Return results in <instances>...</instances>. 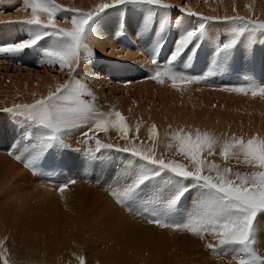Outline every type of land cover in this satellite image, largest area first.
Instances as JSON below:
<instances>
[{
  "label": "bare ground",
  "instance_id": "6f19581e",
  "mask_svg": "<svg viewBox=\"0 0 264 264\" xmlns=\"http://www.w3.org/2000/svg\"><path fill=\"white\" fill-rule=\"evenodd\" d=\"M185 1L186 3L192 1L195 3L202 2L205 6L209 8L208 10H212L215 12V18H213L215 21H212L207 25V37L200 44L196 52L193 54L191 53V49L186 50L185 54H183L174 64V71L189 76L190 74L186 71V67L189 66L192 67L195 71H197L198 75L196 77H192V83L182 84L179 88H173L171 86V81L168 80L166 77L163 78L164 82L162 83V87L165 88L156 87L157 84L155 82L153 83L146 81L145 83H142V86L138 89L139 93H148L147 95H149V93L152 92L153 88H157L158 91L162 92V94L163 92H165L162 98L163 103H161L159 108H151L152 110H149V112L136 110L134 112H129V115L127 117H124V113L120 111L119 105L112 104V107L107 106L105 109L102 107V110L94 106L96 110L105 114L109 112H120L125 118L126 127L129 129L128 136L127 138H122V135L111 127L107 132H97L94 130H90V125L92 124L91 120L87 122L78 121L77 127L65 130V132L62 134V140L63 144L66 145L67 148L65 149L63 146L60 147V145L58 144L57 149L59 148L62 151L60 150V152L58 149L56 150V152L60 153L58 155H61L60 157H62V159L72 160V163L68 162V166L73 167L72 173L70 175L71 179H69L68 176L60 177L59 175L58 177H56L47 174L48 171L52 169L54 165V163H49L48 160H46L48 162V164H46L47 162L45 161V159H50V156H47L48 153H44L45 157L47 156L45 159L44 157L43 160L39 159L40 165L41 160L43 161L41 165L42 167L48 165V167L45 166L47 169L43 167V169H46L43 170L45 173L41 171L42 168H40L39 165L38 166L40 170L37 171H41L43 174L40 173L41 175H39L38 177H35V175L31 176L30 173L19 170L17 168L18 165L14 163V161L16 160L15 157L21 156V158H26L25 160H27L29 156V151L31 150L28 144L27 147L23 145V134L26 128L19 127L17 129V127H14L13 129H10L5 126L6 124H4V122L3 124L0 123V152L7 147L8 148L5 150L8 151L14 145L11 150L12 153L9 156L0 155V176H3L4 174L8 173L6 178L8 180H11L16 176H19L15 173H12V170L15 169L19 171L22 175L18 177L17 182L21 184L23 182L24 184H26V186L23 185L25 188L32 189V191L36 189L42 194L45 193L44 195H52L56 196V198L58 197L55 193L59 194V192H61L59 190L61 186L66 185L64 191H68L67 184H69L72 180L75 181V183H73L75 187L72 189L74 193L70 195V198L73 199L72 206L74 207L75 214H72L71 216L66 215V210L57 207V205L51 206L50 204L54 199L48 201L42 206H38V208L34 207L35 209H37V212L31 211V209H29L28 211L25 210L23 213L18 215V219H13L11 217L3 218L2 213H0V264H81V257H83V260L86 264H168L161 256L157 255L151 257L149 262L148 260L141 258L138 253L142 247L141 240L144 238L146 240H148L149 238L152 239V247L155 245L154 238L156 237V235L155 230L153 229V227H151V225H149L147 222H139L138 218H133V215H135V213H132L131 210L127 213L121 214L120 216H118V218H115L114 216L118 215L117 212L119 213L122 210L115 208L114 204H111L108 197L104 198L103 200L105 201L102 202L99 200V196L95 194V190H87L88 188L92 187L96 188L97 184L98 187L105 186V182H107L108 179L105 180V177L103 178L104 172L102 171H104V168H107L108 172L110 171L112 175H114V177L109 180L116 184L115 189L120 188V186L123 184L122 181L125 180L126 169L132 167L130 166L131 164H128V160H126V157H128V155L132 156L131 152H123L120 150L122 148L135 147L140 151L150 150L155 154V156L162 157L166 161L174 160L178 163L185 162V164H187L188 161L183 156L179 155L176 151L177 142L175 141L174 137L176 135L187 134L191 135L194 139L197 134L203 135L205 133H208L212 137H214L218 141V143L215 146L214 154L205 155V153H202V159L219 160L221 162L219 168L221 170L224 168H229L231 170L233 179H235L237 173L244 175L253 171V168L250 165H244L245 162L243 161L242 157L240 160H237L235 158H229L225 160L223 157L220 156L219 153L223 141L231 139L232 137H242L245 140L251 138L252 136L264 138V96L252 95L246 97L248 94H251L250 92L246 95H239V97L237 98L229 96L228 98L224 97L223 99H221L229 102V104L231 105V107L228 106L229 108H232L234 106V108L236 109L239 108L238 112L236 110L226 111V109H211L209 108L211 102L209 104V102H206L205 100L195 101L192 100V98H195L197 95H199L197 92L200 85L207 87H218V84L223 83V79L224 81L228 79V83H230V79L232 80V83H238L243 79L247 80L249 82V85L255 84L264 87V37H262L260 33L256 34L255 43L249 46L245 39L248 36V33L245 32L240 37V42H238L237 48L233 51L230 59L227 61V65L216 70V75H209V72L212 68V59L216 43L226 41L232 34L231 30H227V26L222 27V25H224V23L222 22L224 21L221 20V18L224 19L239 16L244 18L245 20L251 19L254 21H264V2H262L261 0ZM55 2H58L61 6H66L65 9L69 7L71 8V10L73 9L74 11H77L79 13H89L94 12L95 8L97 7L95 3H111L112 0H55ZM90 5H92V8L90 7L91 10L87 9L90 11H86L85 8L89 7ZM162 11H157L158 15H156L151 22H147V9H144V7L142 8L140 5H118L115 8L107 9L104 13H102L93 21L95 33H86L83 43L87 46V48H89V51L90 49L95 51L97 50L98 54L104 55L105 52L109 50V53L107 54L108 57H119L122 60L128 58L127 53L129 56V54L134 51V49H132L131 51V44H133L134 42L141 43L146 48H148V54L144 53V59L149 60V63L143 62V66L145 67H142V69H145V77L152 76L157 71V67H155L152 63V52L156 43L158 41L163 42V47L160 49L159 56L157 57V59L160 63L159 68L161 70H164L167 66V59L171 55L172 50L175 46V42L179 38L181 31L188 30L197 23L192 22L189 19L178 18V21L181 22L179 25L178 21H176L173 25L170 23L171 27H169L166 32L158 36L157 28L159 26V21L161 19V16L167 13H164V11L162 13ZM170 12L171 11H169V13ZM169 13L167 14V17L168 20L171 22V13ZM16 14L20 16V18H18V21H24L30 18L31 8L24 5L16 12ZM68 19L69 23L66 24V21H63L61 23L64 27H66V29L70 30L72 24L69 15ZM219 20H221L222 25L219 23ZM10 25V27H3L1 25L0 34L16 30L15 26L17 28V24H14L15 26L13 25V23ZM231 26L234 27V25ZM231 26L229 25L230 29L232 28ZM16 33L17 35L20 34V32ZM29 35L30 30L29 28H27L23 32V37L29 38ZM17 37L19 36H15V39H17ZM13 38L11 37V35L9 39L4 36L3 38L0 37V45L6 44L8 41H13ZM49 43L50 41H43L42 45L44 46V48H46ZM38 45H41V43ZM40 49L41 48H39L38 50L40 51V53H42ZM81 53H83V51H81ZM81 53L80 56L82 58L83 55ZM190 55L191 59H189ZM85 56L86 57L82 58L83 60L80 59L81 62L80 65H78L79 72L77 73V70L76 73L72 75L71 82H79V84L83 86V90H88L89 85H87V81L90 79H93L95 81V79L91 76V72L95 70L98 65L102 64L103 61L97 60L100 57L97 58L95 56L97 59L95 58L96 60H94L92 55H90L91 58L88 54H86ZM254 66L256 67V70H254ZM221 73L223 77H220ZM206 74H208L209 78L211 77V81L207 80V82L203 80ZM20 75L18 76L21 77ZM31 77L32 76H29L26 79H29L31 81L35 80L39 82L38 88L41 89L42 93L39 91L41 94H43L46 89L53 88L55 86L53 85L54 81L49 80L47 75L40 76L39 74H36L34 75V77H32L33 79ZM18 83H13L12 88L18 89V87L21 86H19ZM234 88H238V86ZM234 88L232 87V89ZM18 91L20 92V90ZM18 91L15 92V94H17ZM172 91H176V94ZM19 97L14 98V100H9L8 98V100H6V103L4 102L7 105H4V107L0 110L5 111V109L13 107L12 102L14 101L20 102L16 103V105H29L34 103L36 99H40L37 97H31L32 100L29 98L28 101L27 99L26 101H23L24 99L22 100ZM180 98L181 102H179ZM89 102L92 105L91 102H93V100L90 99ZM8 113L9 112H7V115H9ZM138 114H140L141 117ZM0 116H2V114ZM153 126H155L157 130L155 138L151 136V129ZM16 129L17 136L20 138V135H22L21 137L23 138H21L20 140L19 138H17L14 139V141H11V136L15 135ZM85 132L88 133L87 136L83 135V133ZM76 135H78L80 138ZM8 140H10V143H6ZM96 140H99L101 144L114 145L113 148L101 147L99 149L102 155L100 158V162L96 161L97 156H94L92 152V147H97ZM32 143H35V141L31 140L29 144ZM78 144L84 148H89L90 153L88 152L86 153L87 156H84V152L76 148L77 146L80 147ZM26 148L28 150H26ZM94 150L96 152L97 148H94ZM103 152H107V154H104ZM231 161H238L239 164L237 165V163H235V165L233 166L231 165ZM38 163H36V165ZM44 163L45 165H43ZM86 163H88L89 165L91 164V166L92 163L93 165L96 164V167L93 168L87 166ZM240 164L241 166H239ZM97 165L103 167V169H96L98 167ZM117 165L118 169H121L120 172H118L117 168H115V166ZM85 167H87V169H85ZM63 170L62 173L64 172ZM121 173L124 175L123 179H120L118 177V175ZM128 173L126 172V174ZM212 174L215 175L214 170ZM66 175L69 174L66 173ZM108 175L110 176L111 174L108 173ZM48 177L51 180L50 183L53 185H49L46 183V179ZM78 181L81 183L80 185L77 184ZM56 184L58 185L54 186ZM108 184L109 183H107V185ZM112 184L111 186L113 187ZM91 192L93 194H91ZM101 197L102 195L100 196V198ZM84 200H86L85 203ZM77 202H80V204H78ZM58 206L63 207L62 205ZM66 207L67 204L65 208ZM123 208H125V206ZM1 210L2 209L0 204V211ZM108 215L112 217L111 220H109V217H107ZM141 217L142 216L140 215V218ZM68 218L72 220L69 221ZM88 218H100L101 221L104 222V224H99L90 228L91 234L87 235L88 239L86 240L83 237L82 222L84 223ZM9 219H11L13 222H10ZM106 222H110L111 225H107ZM110 226H113V229H109L110 232H106L105 230L108 229V227L110 228ZM28 227H30V229ZM105 232L107 233V235L105 234ZM261 232H264V227H257L255 231V242L253 243L254 247L261 238L264 241L263 237L260 236ZM93 237H97V240L103 239L104 244L101 246L96 241L91 240V238ZM198 238L201 239L202 237L196 236V238L193 237V240L195 241H187L190 242L189 248L195 249L197 247L198 249L195 250H198L199 252V247L204 241L199 240ZM74 239H76L77 242ZM136 239H139V241L136 242ZM262 240H260V243L262 242ZM83 242H86L87 244H92L88 245L89 252L86 246L87 244H83ZM185 242H183L184 245ZM78 244L81 246V249ZM186 244L188 246L189 243ZM144 247L145 249H148V246L145 245ZM256 249V247L255 249L253 248V251L256 252L259 257H261ZM258 249L262 250V248ZM83 251L86 252L84 253ZM95 251H99V255L97 253L92 254ZM187 251L189 252L190 249ZM35 259L36 262L34 261ZM208 264L226 263L220 261H209Z\"/></svg>",
  "mask_w": 264,
  "mask_h": 264
},
{
  "label": "snow or ice",
  "instance_id": "6c2138e0",
  "mask_svg": "<svg viewBox=\"0 0 264 264\" xmlns=\"http://www.w3.org/2000/svg\"><path fill=\"white\" fill-rule=\"evenodd\" d=\"M128 4L147 6V22H151L158 15L157 9L168 10L173 7L165 3V0H112L111 3L97 5L94 12L76 13L71 17V29L67 30L57 27L56 13L62 9L55 0H28L27 6L31 8L30 18L8 23H23L30 26L29 38L0 45V57L19 56L26 49L36 47L46 37H51L53 38L51 43L42 50L41 63L58 66L61 70L71 69L75 73L81 59V51L90 55L83 40L86 33H95L93 21L107 9ZM188 15L196 16V13ZM209 19L201 17L192 28L181 31L164 70L159 68L157 59L163 42L156 43L152 52V63L157 65V71L151 79L163 83V78L166 77L171 81L173 88L193 82L191 76L174 71V64L186 50L191 49L193 54L196 52L207 37ZM180 23L178 21V25ZM226 23L234 25L231 28L232 34L226 41L216 43L209 75H216V70L227 65L245 32L248 33L245 39L249 46L255 43L257 33L264 37V21L245 20L236 16L227 18ZM169 27L171 24L165 13L159 21L157 35L160 36ZM82 88L79 82H65L58 85L54 92L36 99L32 104L5 109L14 115L24 116L29 128L36 129L32 136L35 143L30 145L31 150L25 167L35 169L43 152L58 144L62 145V134L67 129L77 127L78 121L91 120L90 130L107 132L111 127L119 132L122 138H127L129 129L122 114L118 111L107 114L99 112L82 99L84 95L91 96V93L85 94ZM232 91L241 94H248L250 91L253 96H264V87L255 84L234 88ZM156 134L157 130L153 126L151 136L155 138ZM83 135L87 136L88 133L85 132ZM174 139L177 142V153L183 156L188 164L174 160L166 161L155 156L150 150L140 151L135 147L120 149L123 152H131L133 157H138L140 163L132 162V169L126 175L125 182L118 192L113 193L118 202L139 215L150 213L149 222L159 227L187 231L194 236L203 237L205 233L211 235L225 255L229 249L245 254L246 258H239V264H264V258L259 257L252 247L255 242L257 214L264 213V138L252 136L245 140L242 137H232L223 141L219 153L221 157L225 160L229 158L240 160L242 157L243 161L253 168L248 174L237 173L235 179L229 168L221 170L216 164L209 166L208 162L202 159V153L213 155L218 143L210 134H197L194 139L187 134L176 135ZM96 144L97 151L101 147H114L112 144H101L99 140H96ZM15 158L21 160V156ZM213 170L215 175L212 174ZM157 181L160 183L144 198L138 199L150 182ZM168 185H175L176 190L165 195L164 189ZM65 187L66 185L61 186L59 190L63 192ZM192 187L200 190L194 210L186 220L177 222L171 215L172 209ZM137 205L146 211L141 212ZM208 247L213 250L216 248L211 244ZM81 264H84L83 257Z\"/></svg>",
  "mask_w": 264,
  "mask_h": 264
},
{
  "label": "rangeland",
  "instance_id": "374dc122",
  "mask_svg": "<svg viewBox=\"0 0 264 264\" xmlns=\"http://www.w3.org/2000/svg\"><path fill=\"white\" fill-rule=\"evenodd\" d=\"M261 1L264 2V0H261ZM99 3L100 2H97V4L95 3V5H99ZM165 3H168V4L173 6L171 9H168V11L163 10L164 13L167 12L166 14H168L169 11H171L170 12L171 13V15H170L171 22L170 23L172 25L176 21H178V18L179 19H189L192 22H197L199 20V18H201V17H208V18H210L208 21V24L211 23L212 21H215L213 19V18H215V12L212 10H208L209 8L207 6H205L202 2L195 3L192 1L189 3L187 2L188 3L187 4L185 0H180V1L179 0H176V1L165 0ZM27 4H28V0H0V15L2 16V17L0 16V18L3 19V20L0 19V24L3 27H8V26L10 27L11 26L10 24H12V23H8V21H13V20L18 21V18H20V16H18L16 14V12L20 8H22L24 5L27 6ZM57 4H59V3L57 2ZM140 6L142 8L144 7V9H147V6H142V5H140ZM65 7L61 6V9H62L61 12L58 11L56 13V19L57 20H55V22L58 25L57 26L58 28L66 29V27H64L61 22L66 21V24H67V23H69L68 15H69V18H71L76 13H79L77 11H74L73 9L71 10V8H69V7H67L65 9ZM90 7L92 8V5L85 8V10L90 11L91 10ZM68 8L70 9V11ZM25 9H28V8H25ZM87 9H90V10H87ZM157 11L161 12L162 10L157 9ZM163 11H162V13H163ZM80 13H83V12H80ZM189 13H196V16L188 15ZM14 14H16V15H14ZM225 19H227V18H224V19L221 18V20L224 21V22H222V23H224V25L221 24V20H219V23L222 25V27L227 26L226 27L227 30L228 29L231 30L229 25H227L228 23L227 24L225 23L226 22ZM216 20H218V19H216ZM2 22H4V23H2ZM14 24H17V28L18 27L19 28L17 29ZM13 25L15 26V29L18 31L13 30L12 32H4L3 34H0V37L3 38V36H4L7 39H9L10 35L12 38L14 36V38L12 39L13 41H11V42L8 41L7 43L18 42L19 39H27V38L23 37V32L25 29L29 28L30 26L24 25L23 23H13ZM60 25H61V27H60ZM16 32H18V33L20 32V34L17 35ZM15 36H19V37H17V39H15ZM52 39L53 38H51V37H49V38L46 37L45 40H43V41H50V43H51ZM42 42H40L41 45H37L36 47L31 48V49H26L19 56H16V57H8V56L0 57V86H1L0 87L1 88L0 89V109L3 108L4 105H7L5 103H6V100H8V98H9V100L10 99L14 100V98H18L20 96L19 98L22 100L24 99L23 101H26V99L28 101L29 98L32 100L33 97L43 98V97H46L49 94V92H54L58 85H63L65 82H71L72 75H74V73L71 71V69L61 70L58 66H48L46 64L41 63L42 53H40V51L38 49L41 48L40 49L41 51H42V49H44ZM132 49H134V51H132ZM131 51L132 52L129 54V56L127 53L128 58L122 60L119 57H117V58L108 57L107 54L109 53V50H107L104 55H100L97 53V50L95 51V50L90 49V51H89V52H91L90 55L93 56L95 54L93 56L94 60H96L98 57H100L97 60H101L103 62H102V64L98 65V67L95 70H93L91 72V76L95 79V81L93 79H90L87 81V85H89L88 90L82 89V91L85 94L91 93V95H93V96L84 95V96H82V99H85L87 102H89V100L92 99L93 100V102H91L92 106L93 107L96 106V108H100V109L102 107L105 109L107 106L112 107V104L119 105V107H120L119 109H120V111H122L124 113V117H127L129 115V112H134L136 110L149 112V110H152L154 108H159L161 103H163L162 98H163V95L165 92H163V94H162V92L158 91L157 88L156 89L153 88L152 92H150L149 95H147L148 93L142 94V93H139V91H138V89L142 86L141 84L145 83L146 81L147 82H153V83L155 82L157 84L156 87H158V88H165V87H162V83H158L155 80L151 79V76L145 77V69H142V67H145V66H143V62L149 63V60L144 59V53L148 54V48H146L141 43L134 42L133 44H131ZM25 52H27V53H25ZM93 52H94V54H93ZM83 53H81L83 55L82 58L86 57L85 56L86 53L85 54H83ZM90 55H89V57L91 58ZM31 57H32V59H31ZM80 62H79V65H80ZM77 70H78L77 71V73H78L79 69L77 68ZM36 74H39L40 76L41 75L42 76L47 75L49 80L54 81L53 85H55V86L53 88L46 89L45 92L43 94H41L42 91L40 88H38L39 82H37L35 80L31 81L29 79H26L29 76L34 77V75H36ZM108 74H110V75H108ZM18 75H20L23 78L19 77ZM220 77H223L222 73L220 74ZM204 78H203V80H205V81H207V80L211 81V77L209 78L208 74L205 75ZM24 79H26V80H24ZM227 80L224 81V79H223V81H222L223 83L218 84V87H216V86H212V87L208 86L207 87V86H201L200 85L198 92H197L199 95H197L195 98L193 97L192 100H195V101H198V100L204 101L205 100L206 102H209V104L211 102V105L209 106V108H211V109H220V110L226 109V111H235L236 110L238 112L239 108L236 109V108H234L235 106L232 108H229V107H231L229 102L226 100H221V99H223L224 97L228 98L229 96L237 98V97H239V95H243V94L235 92V91L233 92L232 87L234 88L237 86L238 87H241V86L245 87V86L240 85L239 83H235V82L232 83L231 79L229 81L230 83H228ZM15 81H17V82H15ZM13 83H18V85L19 86L21 85V86L18 87V89H13L12 88ZM5 86L7 87V90H6ZM248 86H246V87H248ZM18 90H20V92ZM17 91H18V93L15 94V92H17ZM97 91H98V93H97ZM172 92L176 94V91H172ZM248 93H250V91ZM18 94H20V95H18ZM30 94H31V96H30ZM16 95H18V96H16ZM27 96H29V97H27ZM249 96H252V94H250V95L248 94L246 97H249ZM243 97H245V96H243ZM179 102H181V98L179 99ZM12 103H13L14 108L11 107L9 109H15L16 103H20V102L14 101ZM1 114H2V116H0V123L3 124V122H4V124H6L5 126L7 128H10V129L11 128L13 129L14 127H17V129L19 127L26 128L24 130V134L22 133L24 135V138H25L23 145H25V147H27V144L30 146L31 144H29V143L31 142V140H33L32 136L34 135L36 129H29V124L27 122H24V121H26V118L24 116L20 117L21 115L20 116L14 115L13 112H9L8 113L9 115H7V111H4V110H0V115ZM4 114H5V116H4ZM138 115L140 116V114H138ZM17 129L15 131V135L11 136V141H14V139L19 138L17 136ZM20 133H21V131H20ZM20 136H22V135H20ZM27 136H28V138H30L29 143H27L28 140H26ZM76 136L79 137L78 135H76ZM20 139L21 138H19V140ZM6 143H10V140H8ZM57 146L51 147L48 150L46 149L43 152V154L40 156L39 159L43 160V157L45 159L47 156H50V159L46 158L45 161L48 160L49 163H54L55 166L53 165V168L50 169L47 174H49L51 176H56V177H58L59 175H60V177L68 176L69 179H71L70 175L72 173L73 167L68 166V162L72 163V160L71 159H67V160L62 159V157H60L61 155H58L60 153L56 152V150L59 149V148L57 149ZM61 146H63L65 149L67 148V146L64 144L60 145V147ZM13 147H14V145L8 151L5 150L8 147L5 148L4 150H2L0 152V155H8L9 156L12 153L11 150ZM80 147L77 146L76 148L78 150L83 151L84 156H87L86 153H88V152L90 153L89 148H86V147L84 148L82 146H80ZM94 148H97V147H92L93 155L94 156L96 155L97 156L96 161L100 162V158L102 156L101 151L99 150V151L95 152ZM60 150L61 149H59V151ZM94 152H95V154H94ZM44 153L45 154L48 153L46 157H45ZM103 153L107 154V152H103ZM205 155H207V153H205ZM130 158L131 159L133 158V159L131 160ZM25 159L26 158H21V160H19L20 162L17 159L16 160L14 159L15 160L14 163H16L18 165L17 168L19 170L28 172V173H30L31 176L35 175V177H38L39 175H41L40 174V173H42L41 171H43L46 167H48V165L47 166L45 165V163L47 161L46 162L44 161L45 163L43 165H45L46 167L43 166V167H45L43 169V167L41 166L43 161L41 160V165H40V160H39V163L37 162L38 164L36 165L38 168H39V166H40V168H42V170L39 172L37 170H40V168L38 169L36 166H35L36 170L31 168V167H25V161H26ZM54 160H55V162H54ZM126 160H128L129 165L131 164L130 166H133L132 162L140 163L138 157H133L130 155H128V157H126ZM129 160H131V161H129ZM204 160H206L208 162L209 166H210V164H216L217 166L221 165V162L217 159H204ZM87 161H89V160H87ZM48 162L46 164H48ZM182 163L185 164V162H182ZM231 163H232L231 165H233V166L235 165V163H237V165L239 164L238 161H233V162L231 161ZM57 164H59V165H57ZM86 165L93 167V168L96 167V164H94L95 165L94 166L93 163H92V166H91V164L89 165L88 163H86ZM244 165H247V164L244 163ZM239 166H241V164ZM228 167H230V166H228ZM101 168L103 169V167L98 166L96 169H101ZM115 168H117V171L120 172L121 169H118V165L115 166ZM61 169L62 170L64 169L63 173H62ZM85 169H87V167H85ZM128 169L131 170L132 167H129L126 169L125 175H127L126 172L127 173H128V171L130 172V170H128ZM103 170H104V171H102V172H104L103 178L105 177L104 178L105 180L108 179L107 182H105V186H100V184H99L100 187H98V184H97L96 188L92 187V188H88L87 190H90V191L95 190L94 191L95 194L97 196H99V200L102 202L105 201V200H103L104 198L108 197L109 201L111 202V204H114L115 208H118L119 210L123 211V212L121 211L119 213L117 212L118 215L114 216L115 218L116 217L118 218V216H120L121 214L129 212L130 209L127 207L123 208L124 205L120 204L117 200L116 195L113 194L114 192H118L120 190V188L115 189L116 184L109 180V179L113 178L114 175H112V173L110 171L108 172L107 168H104ZM69 171H70V173H69ZM5 173H7V172H5ZM12 173H15L16 175H19V176H16V177L12 178L11 180H8L6 178L8 173L4 174L3 176H0V204H1V209H2L0 211V213H2L3 218H10L11 217L13 219H18L19 214L23 213L25 210L28 211L29 209H31V211H33V212H37V209H35V208H38V206H42L43 204L47 203L48 201H50L52 199H54V200H52V203L50 204L51 206L57 205V207L66 210L65 211L66 215L71 216L72 214H75L74 207L72 206L73 199L70 198V195L74 193V191L72 189L75 187V185H73V183L71 184V181L69 184H67L68 185L67 186L68 191L59 192V194L55 193L58 197V198H56V196L44 195L45 193L42 194L41 192H38L36 189H34L36 191H34V190L32 191V189L25 188L23 185L26 186V184H24L23 182H22V184L17 182L18 177L22 176L21 173L15 169L12 170ZM33 173H35V174H33ZM66 173H68L69 175H66ZM108 173H110L111 175L109 176ZM108 176H109V178H108ZM123 176L124 175L122 173L118 175V177L120 179H123ZM125 178H126V176H125ZM50 181L51 180L48 177L46 179V183L49 185H53L50 183ZM72 181H74V180H72ZM122 182L124 183L125 180H123ZM107 183H109L108 184L109 186L107 185ZM159 183H160L159 181L150 182L149 186L140 194L138 199L144 198L152 190V188L155 187ZM185 183H190V182H185ZM77 184L80 185L81 183L78 181ZM111 184L113 185V187L111 186ZM57 185L58 184H56L54 186H57ZM175 190H176L175 185H168L167 188L164 189V192H165V195H167L171 192H174ZM199 191L200 190L198 188L192 187L190 189V191L185 194V197L181 201L177 202L175 207L172 209L171 215L177 222H182L183 220H186L188 218V216L190 215V213L193 212L194 206L197 202V197H198ZM34 194H35V196H34ZM91 194H93V193L91 192ZM101 195H102V197L100 198ZM64 199H65V201H64ZM53 201H55V202H53ZM85 201L86 200H84V203H85ZM38 202H39V205H38ZM57 202H58V204H57ZM77 203L80 204V202H77ZM66 204H67V207L65 208ZM78 204H76V205H78ZM58 205H62L63 207L58 206ZM137 207H140V205H137ZM78 209H79V207H78ZM140 211L144 212L146 210L143 207H140ZM132 213H135V215H136V217H135V215H133L134 216L133 218H138V221L141 223L147 222L155 230V235H156V237L154 238L155 239V245L152 247V245H151L152 239L149 238L148 240H146L144 238L141 240L142 247L138 252L141 258L146 259L149 262H150L151 257L157 256V255L163 257L164 260L168 264H173V263H175V264H178V263H181V264H203V263L208 264L209 261L210 262L220 261V262H223L226 264H239V258L240 257L246 258L245 254L239 253V252H234L231 249H229L228 253L225 255L223 250L221 249V247L216 243L215 239L211 235L208 236L207 233H205L203 235L204 237H202L201 239L198 238L199 240L204 241L201 244V246L199 247L200 251L198 252V250H195V249H198L197 247L195 249L189 248L190 242H192L193 237L196 238V236L188 233L187 231L173 230L170 227H159L155 223H150L149 222L150 213L147 216L141 215L142 216L141 218H140V215L137 214L136 212L132 211ZM138 215H139V217H138ZM107 217H109V220L112 219V217L109 215ZM152 218H155V217H152ZM64 219H66V218H64ZM68 220L71 221L72 219L68 218ZM9 221L13 222L11 219H9ZM99 224H104V222H102L100 218H95V219H89L88 218L84 223L82 222L83 237L87 240L88 239L87 235L91 234L90 228H92L96 225H99ZM106 224L111 225L110 222H106ZM16 225H18V224H16ZM255 225H256V228L257 227H264V213H258L257 214ZM151 227H149V228H151ZM28 228L30 229V227H28ZM109 229L112 230L113 226H110V228L108 227V229H106L105 231L110 232ZM107 230H109V231H107ZM106 232H105V234L107 235ZM158 235H161V236H158ZM162 235H163V237H162ZM260 236L263 237V239H264V232H261ZM191 237H192V239H191ZM205 237H207V238H205ZM74 240L77 242L76 239H74ZM91 240L96 241L101 246L104 244L103 239L97 240V237H93V238H91ZM184 240L185 241L191 240V241L185 242ZM260 240H262V238ZM260 240H259V242L257 241L258 243H256L255 247L257 248L256 250L259 252L261 258H264V254H263L264 253V241L262 240V242L260 243ZM137 241H139V239H136V242ZM193 241H195V240H193ZM183 242H185L186 246H187L186 243H189L188 246L186 247L183 244ZM83 244H87V243L83 242ZM210 244L216 245L215 250L210 249L208 247ZM88 245H92V244H87L86 245L87 248H88ZM145 245L148 246V249H145V247H144ZM78 246L81 249V246L79 244H78ZM252 247L255 249L254 245ZM258 248H262V250L258 249ZM189 249H190V251L188 252L187 250H189ZM262 251H263V253H262ZM83 252L85 253L86 251H83ZM88 252H89V248H88ZM96 253L99 255V251H95L92 254H96ZM34 261L36 262V259ZM84 264H86V263L84 262ZM139 264H141V263H139Z\"/></svg>",
  "mask_w": 264,
  "mask_h": 264
}]
</instances>
